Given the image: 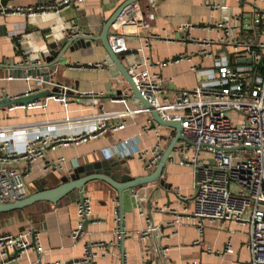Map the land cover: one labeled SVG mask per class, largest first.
Instances as JSON below:
<instances>
[{
	"label": "crops",
	"instance_id": "crops-1",
	"mask_svg": "<svg viewBox=\"0 0 264 264\" xmlns=\"http://www.w3.org/2000/svg\"><path fill=\"white\" fill-rule=\"evenodd\" d=\"M62 1L0 0V99L5 94L23 95L31 84L22 73L11 77L8 69L2 67L22 61L23 54L17 49L14 37L21 38V43L30 48L32 61L42 62V57L52 50L59 52L64 63L54 73L57 84H46L45 90L56 87L63 94L69 92L66 104L50 98L45 109L18 106L2 117V123L61 122L68 117L75 124L63 125L61 129L73 132L71 128L76 130L80 120H94L105 113H130L122 118L126 123L124 129L109 130L80 144L48 150L45 157L34 162L26 177L29 195L55 188L61 184L63 174H74L80 166L99 161L119 162L120 182L148 176L159 162L147 169L140 158L141 152L152 150L160 142L162 158L176 135L171 127L158 128V124H151L152 114L142 110V101L132 96L126 79L100 39L105 23L126 0H73L59 12L47 11L34 16L22 11L56 6ZM204 1H140L144 12L152 11L156 17L149 29L128 37V55H131L128 58L151 57L150 72L164 79L159 94L162 102L177 97L183 89L214 81V74L210 73L214 56H203L201 52L207 49L215 55L230 50L223 40L227 37L226 27L231 28V39L241 36L253 43L264 41V28L255 22V6L264 9V2L213 0L220 8L212 10ZM238 17H241L240 22ZM219 22H223L224 27H215ZM74 25L80 35L87 37L79 38L68 48L59 43L51 49L50 44L60 42ZM183 26L189 28L183 29ZM153 34H160L161 39H153ZM204 40L210 43H199ZM141 47L143 52L139 51ZM232 61L235 63V58ZM97 62L107 64L100 69L90 67ZM192 66L202 71H194ZM115 121L117 119L112 118L109 124ZM148 124L150 129H146ZM59 158H64L61 169L48 168V163ZM177 159L174 148L162 172L163 183L154 181L125 189L122 204L118 190L107 182L96 179L87 182L84 191L91 200L93 215L88 219L84 235L79 238L73 237L79 201L37 202L0 213V235L32 228L37 231L36 242L43 248L41 252L33 248L27 255L12 258L8 264H35L39 258L45 264L79 260L88 243L95 244L96 264H157L153 261L158 256L152 249L154 246L162 253L158 264H250L249 224L205 220L203 233L200 232L199 222L193 218L194 169L190 165H180ZM16 167L23 171L25 161H20ZM180 195L185 198L181 199ZM177 220L178 223L170 224ZM149 225L157 229L145 235ZM118 231L120 234L123 231L124 239ZM149 233H153L151 237ZM229 241L233 252L225 253Z\"/></svg>",
	"mask_w": 264,
	"mask_h": 264
},
{
	"label": "built area",
	"instance_id": "built-area-1",
	"mask_svg": "<svg viewBox=\"0 0 264 264\" xmlns=\"http://www.w3.org/2000/svg\"><path fill=\"white\" fill-rule=\"evenodd\" d=\"M72 1L63 0L56 6H40L22 11L29 16L47 11L59 12ZM204 3L212 10L220 8L213 0H205ZM255 10V16H258L255 22L264 28V9L255 6ZM155 17L152 11L147 14L144 12L140 1L127 6L112 26L109 37L111 48L120 56L141 95L149 101L152 109L158 111L164 120L182 123L183 139L175 147L177 161L180 165H190L194 169L196 192L193 196V218L198 220L197 227L200 232L203 233L205 220L247 223L250 226L247 242L252 255L250 264H264V41L253 43L241 36L231 39V28L226 27L227 37L223 40L231 49L215 55L207 49L201 52L203 56H214V67L210 69V73L214 74V81L183 89L177 97L162 102L159 94L163 90L164 79L160 74L150 72L151 57L145 56L138 60L128 58L131 56L128 55V37L133 34L140 35L141 31L149 29ZM237 19L241 21V17ZM76 27L74 25L70 28L67 36L79 34L80 30ZM215 27H224V23H216ZM186 28L189 26H183V29ZM152 38L161 39V35L153 34ZM13 39L17 49L23 54L22 62L37 61L31 60L30 48L21 43V38ZM199 43L208 45L210 42L204 40ZM139 51L143 52L144 49L141 47ZM232 58H235V63ZM248 59H251L250 63L240 62ZM106 64L107 62H97L90 67L100 69ZM192 70L202 71L198 66H192ZM25 78L31 84L23 95L43 91L46 84H51L41 77L26 75ZM50 98L65 104L67 102L64 95L49 96L18 106L45 109ZM18 106L0 108V198L4 202L19 201L29 195L26 177L32 171L34 162L45 157L48 150H55L62 145L80 144L109 130L124 129L126 123L122 118L130 113H105L94 120H80L76 130L71 128L73 132H63L61 129L63 125L75 124L68 117L61 122L4 125L2 117ZM142 110L150 112L145 107ZM112 118L117 121L109 124ZM234 118L238 120L235 121ZM161 127L158 124V128ZM146 129H150L149 124ZM140 158L147 169L157 165L161 158L160 142L152 150L141 152ZM20 161L26 163L23 171L16 167ZM63 162L64 158H59L48 163V168L61 169ZM180 198L185 197L180 195ZM92 215L91 200L86 197L79 201L78 221L73 229L74 238L84 235L86 221ZM178 222L177 220L170 224ZM155 229V226L149 225L145 235ZM34 232L36 239L37 231L32 228L1 234L0 264H8L12 258L27 255L33 248L41 252L43 248L37 242L36 246L32 244ZM118 235L123 236V231L121 234L118 231ZM94 245L88 243L83 257L79 260L49 264H96ZM16 249L19 253L9 257ZM224 252H233L230 241ZM35 264L45 263L39 258Z\"/></svg>",
	"mask_w": 264,
	"mask_h": 264
},
{
	"label": "water",
	"instance_id": "water-1",
	"mask_svg": "<svg viewBox=\"0 0 264 264\" xmlns=\"http://www.w3.org/2000/svg\"><path fill=\"white\" fill-rule=\"evenodd\" d=\"M141 0H126L123 2L119 8L116 10V12L111 16V18L105 23L103 27L102 34L100 35V39L103 41V44L112 59V61L115 63L117 68L119 69L120 73L124 76V78L127 81V84L129 86V90L132 92V96H135L139 98L142 103L144 104V107L148 110H150V113L152 114V125L155 126L156 124H161L162 126L171 127L176 130V135L173 138V140L170 142V145L168 148L163 152L162 158L160 159L156 170L145 177H139L135 178L133 180L127 181V182H120L121 177V165L119 162H111L109 160L107 161H99L93 164L89 165H83L76 169V172L74 174H63L60 178L61 184H59L57 187L47 190L38 191L36 193H33L29 196H27L25 199L15 201V202H4L0 198V213L2 212H9L16 209H21L23 207L32 205L37 202L42 203H53L58 204L63 199L66 202H76L81 201L86 198L85 191H84V185L91 181V180H103L116 188L119 192V198L120 202L122 204L123 200V191L125 189H133L134 187L143 184V183H149L157 181L158 183H163L162 181V172L164 169L165 164L167 163L172 151L176 147V143L183 139L182 137V123L181 121H168L164 120L158 111L152 109V105L149 103V101L144 98L140 91L138 90L136 84L134 83L131 75L128 73L127 68L124 66L120 56L116 54L110 45L109 37L111 35V27L113 24L117 21V19L122 14L123 10L135 3L139 2ZM251 17V16H249ZM257 19L258 16H255ZM87 37L83 34H77L73 36H66L62 38L60 42H54L50 44V48L53 49L55 46L59 43L64 44L66 48L73 46L79 38ZM241 63H250L251 59L248 60H241ZM64 63V58H62V55L60 53H55L53 50L42 57V62H25L21 61L20 64H10L5 65L3 64L2 67L7 68V73L9 76L13 77L16 76L15 73H22L23 76H33V77H41L45 82H50L53 84H57L54 73L58 69L59 65ZM66 96L68 97L69 92H65L64 94L59 91L58 88L46 89L37 93L29 94V95H22L17 96L15 98L8 97L7 94H5L0 99V108H9L11 106H18V105H27L37 99H45L49 96ZM128 97V96H127ZM120 216L121 221L123 220V212L122 207L120 208ZM89 222V220L86 221V224ZM123 229V228H122ZM163 228L161 229V231ZM153 233H149L148 236L151 237ZM124 239V236H123ZM122 239V243H123ZM33 246H36V239H35V232L33 235ZM155 245V244H154ZM154 251L157 253V258L153 259L157 264L162 260V253L159 248H156L154 246ZM19 253V250L16 249L9 257L16 256Z\"/></svg>",
	"mask_w": 264,
	"mask_h": 264
},
{
	"label": "rangeland",
	"instance_id": "rangeland-1",
	"mask_svg": "<svg viewBox=\"0 0 264 264\" xmlns=\"http://www.w3.org/2000/svg\"><path fill=\"white\" fill-rule=\"evenodd\" d=\"M235 119V121H237L238 119H236V118H234Z\"/></svg>",
	"mask_w": 264,
	"mask_h": 264
}]
</instances>
